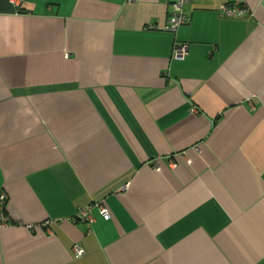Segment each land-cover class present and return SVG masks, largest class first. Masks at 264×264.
I'll list each match as a JSON object with an SVG mask.
<instances>
[{"label":"crops","instance_id":"1","mask_svg":"<svg viewBox=\"0 0 264 264\" xmlns=\"http://www.w3.org/2000/svg\"><path fill=\"white\" fill-rule=\"evenodd\" d=\"M175 1L0 0V264H264V0Z\"/></svg>","mask_w":264,"mask_h":264},{"label":"built area","instance_id":"2","mask_svg":"<svg viewBox=\"0 0 264 264\" xmlns=\"http://www.w3.org/2000/svg\"><path fill=\"white\" fill-rule=\"evenodd\" d=\"M11 3L20 8L24 0H10ZM131 2L135 0H130ZM190 0H176L173 3V10L169 16L167 24L165 25L164 29L168 32L176 34L179 28L189 22V17L185 13V7L189 3ZM251 11L245 3V0H234L231 3L223 4L218 9L219 17L222 19H237L245 17L246 15L250 14ZM153 28V26H152ZM157 29V27H155ZM188 45L183 43H176L173 46L172 51V58L177 61H184L188 55ZM193 113H197L198 109H193ZM171 166L176 167L177 163L172 160ZM8 205V196L6 193L2 192L0 194V229L9 226L11 224L10 218L6 215V209ZM97 209L101 217L105 221L111 220V214L108 208L104 205L103 202H98L94 204L92 207L84 210L82 212V219L85 222H92L89 213L92 209ZM47 225V223L45 224ZM29 228L33 229L34 226H29ZM75 254L79 258L84 255V251L81 247H75Z\"/></svg>","mask_w":264,"mask_h":264},{"label":"trees","instance_id":"3","mask_svg":"<svg viewBox=\"0 0 264 264\" xmlns=\"http://www.w3.org/2000/svg\"><path fill=\"white\" fill-rule=\"evenodd\" d=\"M151 29H153V30H154V29H155V27L153 26V28H151ZM163 30H164V31H166L164 28H163ZM166 32H168V31H166ZM170 33H171V32H170ZM171 34L175 35L174 33H171ZM176 34H177V33H176ZM176 61H177V60H176Z\"/></svg>","mask_w":264,"mask_h":264}]
</instances>
